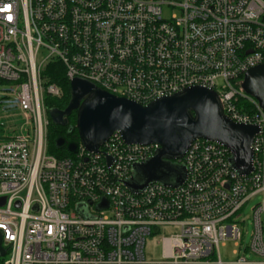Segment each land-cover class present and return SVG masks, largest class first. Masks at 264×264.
<instances>
[{
    "label": "built area",
    "instance_id": "2783aa9c",
    "mask_svg": "<svg viewBox=\"0 0 264 264\" xmlns=\"http://www.w3.org/2000/svg\"><path fill=\"white\" fill-rule=\"evenodd\" d=\"M52 60L68 80L142 105L188 86L214 90L229 119L259 127L252 170L237 174L226 147L198 138L178 161L182 184L134 193L124 181L156 144L113 132L95 152L79 143L72 156L48 154L45 100L61 95L42 76ZM260 63L264 0H0V264H264V110L240 86ZM259 193L250 244L221 260L219 244L240 236L233 215ZM154 236L161 259L148 260Z\"/></svg>",
    "mask_w": 264,
    "mask_h": 264
},
{
    "label": "water",
    "instance_id": "95a60500",
    "mask_svg": "<svg viewBox=\"0 0 264 264\" xmlns=\"http://www.w3.org/2000/svg\"><path fill=\"white\" fill-rule=\"evenodd\" d=\"M240 86L264 108V63L247 69ZM69 87L71 98L65 108H50L48 114L53 123L65 126L66 117L75 111L78 140L58 136L55 138L57 148L64 147L74 153L81 143L87 151L95 152L113 132L127 144L158 146L145 161L132 165V175L124 181L131 192L139 193L151 182L182 184L186 170L176 162L198 138L226 147L230 165L237 174L252 170L251 142L259 127L229 119L218 95L210 88L188 86L142 105L77 77L69 80ZM105 207V202L98 205L99 209ZM78 211L85 213L81 205ZM3 253L0 246V255Z\"/></svg>",
    "mask_w": 264,
    "mask_h": 264
},
{
    "label": "rangeland",
    "instance_id": "374dc122",
    "mask_svg": "<svg viewBox=\"0 0 264 264\" xmlns=\"http://www.w3.org/2000/svg\"><path fill=\"white\" fill-rule=\"evenodd\" d=\"M10 117L8 120H13L17 125L23 123L21 112L18 110L9 111ZM180 164L176 162V165ZM263 199V193H259L254 197L246 201L241 209L233 215V221L237 224L240 232V236L237 240H227L224 243L219 244V255L221 260L230 261L236 257L235 250H239L238 245L245 247L250 244L251 232L253 230V217L252 207L260 203ZM262 228H263V239H264V214L261 215ZM161 233L169 234V230L161 231ZM143 253L148 260H159L161 259V242L159 236L147 237L143 247ZM238 254H241L239 250ZM249 259H254L255 256L251 253L247 254Z\"/></svg>",
    "mask_w": 264,
    "mask_h": 264
},
{
    "label": "trees",
    "instance_id": "16d2710c",
    "mask_svg": "<svg viewBox=\"0 0 264 264\" xmlns=\"http://www.w3.org/2000/svg\"><path fill=\"white\" fill-rule=\"evenodd\" d=\"M42 76L46 77L49 82L57 84L61 89V95L58 97H47L45 104L47 108H65L71 98L69 80L65 76V71L60 63L56 60L49 61L42 70ZM242 78V76L240 77ZM47 109V112H48ZM264 110V108H263ZM71 127V130L68 128ZM58 136L65 137L66 140H78L75 128V111L69 115L67 125L61 126L52 122L49 118L46 152L57 157L72 156L66 148H57L55 138Z\"/></svg>",
    "mask_w": 264,
    "mask_h": 264
},
{
    "label": "flooded vegetation",
    "instance_id": "af4514ba",
    "mask_svg": "<svg viewBox=\"0 0 264 264\" xmlns=\"http://www.w3.org/2000/svg\"><path fill=\"white\" fill-rule=\"evenodd\" d=\"M61 109H64V108H61ZM69 116L66 117V119L68 120Z\"/></svg>",
    "mask_w": 264,
    "mask_h": 264
}]
</instances>
